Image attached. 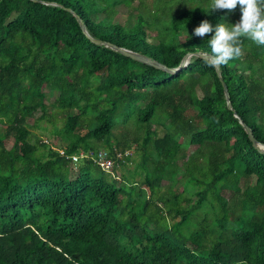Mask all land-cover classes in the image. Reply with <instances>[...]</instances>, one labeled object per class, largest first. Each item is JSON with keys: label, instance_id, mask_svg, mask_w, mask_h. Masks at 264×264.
Instances as JSON below:
<instances>
[{"label": "trees", "instance_id": "16d2710c", "mask_svg": "<svg viewBox=\"0 0 264 264\" xmlns=\"http://www.w3.org/2000/svg\"><path fill=\"white\" fill-rule=\"evenodd\" d=\"M161 1L0 0V264H264V150L242 125L264 143V46L242 38L223 67L229 109L194 54H211V37L192 33L205 19L235 25L240 6L169 4L163 17ZM77 16L91 37L169 68L192 55L166 71L94 42ZM166 178L179 183L162 189Z\"/></svg>", "mask_w": 264, "mask_h": 264}, {"label": "clouds", "instance_id": "9594fccd", "mask_svg": "<svg viewBox=\"0 0 264 264\" xmlns=\"http://www.w3.org/2000/svg\"><path fill=\"white\" fill-rule=\"evenodd\" d=\"M238 5L242 15L235 25L224 22L213 25L205 19L192 33L201 39L206 35L211 37L209 41L211 54L204 59L218 74L229 61L239 59L243 55L242 38L258 46H264V0H212L208 13L220 10L233 11Z\"/></svg>", "mask_w": 264, "mask_h": 264}, {"label": "rangeland", "instance_id": "374dc122", "mask_svg": "<svg viewBox=\"0 0 264 264\" xmlns=\"http://www.w3.org/2000/svg\"><path fill=\"white\" fill-rule=\"evenodd\" d=\"M167 0H162L161 3L159 2V5L161 7V15L163 17H168L167 16V12L169 11V4H173V7H172V10L173 11H176L178 9V7L180 6H193L195 4H207L208 3V0L205 1V0H185L183 2H177V0H171V1H167ZM135 5H137V1H134L132 3V6H130V9L127 10V7L124 5V4H120V5H117L116 6V9H115V12H114V16L113 18L118 20V21H123L125 20L127 17H128V12L129 11H134L133 9L135 8ZM152 8L154 6H151ZM238 20H240V18L238 17ZM189 31H184V33L182 34V36L180 35V38L182 39L184 37V35H189ZM42 124H45L44 121H42ZM48 127L50 128L51 125L49 124ZM133 123H130L129 125L123 127L120 131V134L119 135H122V134H125V133H128V135H133L134 132L132 133L133 131ZM48 128V129H49ZM48 129H45V130H41V129H35V133L37 134V136H41V138L43 139V141H48L49 143L52 141V143L55 145L57 144L59 141H58V138L57 137H54V136H51L49 135V131H47ZM94 147H101L103 146V143H99V142H94ZM186 144V145H185ZM185 148L188 150V151H191L192 147H190V144L186 143L185 142ZM179 159H178V162H177V166H179V170L182 171L183 167L181 166L182 165V158H180V154L178 155ZM138 158H139V154H135L134 155V160H132V162H130L129 164H127V166L125 168H122L121 169V172L118 170L117 172V176L119 177L122 173H125V171H127L128 169H132V167H134V164L135 162L138 161ZM136 177V176H135ZM167 179V178H166ZM179 182L177 181H174L173 180L171 181L170 179H167V180H163L162 181V189H164V187H167L168 184H178ZM195 183L192 181L190 183V185L193 187ZM171 192L172 193H177V191H181L182 188L180 186L178 187H175L174 185L171 186ZM195 196L193 195V198ZM198 214L196 215H193L191 217H193L194 219H192V221L195 222V220L199 219L200 217H202L203 215V212L202 210H198L197 211Z\"/></svg>", "mask_w": 264, "mask_h": 264}, {"label": "water", "instance_id": "95a60500", "mask_svg": "<svg viewBox=\"0 0 264 264\" xmlns=\"http://www.w3.org/2000/svg\"><path fill=\"white\" fill-rule=\"evenodd\" d=\"M38 1H43V0H38ZM77 20L79 21V24H80L82 30H83V31H84V32H85V33H86V34H87V35H88V36H89L94 42H97V43H103V44H105V45H108V46H110L111 48L116 49V50L122 52V53L125 54V55H129V56H131L132 58H134V59H136V60H139V61H142V62H146V63L151 64V65H154V66H156V67H160V68H162V69H164V70H166V71L175 72V71H177L179 68H182V67L188 62L189 57L192 55L191 52H187V53L182 57L181 62H180V64H179L178 67H176V68H169V67L165 66L164 64L158 62L157 60H155V59H153V58H151V57H149V56H146V55H144V54H142V53H139V52H136V51L130 50V49L125 48V47H121V46L115 45V44L110 43V42H105V41H103V40H101V39H97V38H93V37H91V36L89 35V33L87 32V30H86V28H85V25H84L83 21L80 19L79 16H77ZM194 54H196V55H200V56H204V57L207 56V55H210L209 53L199 52V51L194 52ZM216 72H217V71H216ZM217 75L219 76L220 81H221L222 86H223V91H224V95H225V97H226L227 107H228L229 109H232V107H231V102H230V100H229V92H228V89H227L226 83L223 81V78L220 76V73H219V74L217 73ZM242 125L244 126V129H245V131L247 132V134H248L250 140L252 141L253 145H254L255 147H257L259 150H264V143H260L259 141H257V139L253 136V134H252L250 128H249L245 123H243Z\"/></svg>", "mask_w": 264, "mask_h": 264}, {"label": "built area", "instance_id": "2783aa9c", "mask_svg": "<svg viewBox=\"0 0 264 264\" xmlns=\"http://www.w3.org/2000/svg\"><path fill=\"white\" fill-rule=\"evenodd\" d=\"M60 152L62 153V149L60 150ZM127 153V151L125 152V154ZM118 156H120V153H117ZM80 156H83V152H80ZM78 156L77 155H72V159H77ZM95 161L98 163V165H100L102 168H105L107 170H111L114 162L111 158L106 156V153L104 151H98V153L94 156Z\"/></svg>", "mask_w": 264, "mask_h": 264}]
</instances>
